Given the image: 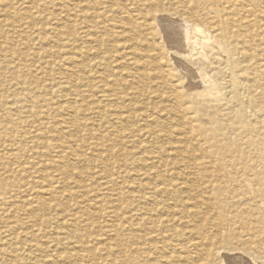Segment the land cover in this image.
<instances>
[{
    "label": "bare ground",
    "instance_id": "6f19581e",
    "mask_svg": "<svg viewBox=\"0 0 264 264\" xmlns=\"http://www.w3.org/2000/svg\"><path fill=\"white\" fill-rule=\"evenodd\" d=\"M19 3L25 10L18 12ZM50 6L61 13L52 28L56 41L71 52L63 88L73 98L65 111L74 119L76 106L89 105L92 131L104 133L91 136H108L95 145L101 154L92 160L107 190L102 198L114 222L107 226L113 242L96 252L69 219L54 227L55 254L45 253L39 240L51 225L48 201L72 197L68 169L81 158L64 139L38 138L33 146L7 136L1 148L33 149V161L5 153L1 183H19L12 169L26 174L41 161L64 180L40 176L33 201L43 216L14 215L6 238L0 231L12 263L264 264V0H0V16L9 36L19 38L26 32L16 19H26L25 28L34 16L47 20ZM21 56L12 66L11 54L0 50L12 74L25 67ZM15 80L22 92L32 85ZM22 92L7 98L19 118H31L34 98ZM4 103L0 120L9 111ZM117 172L125 192L114 189ZM5 189L0 186V195Z\"/></svg>",
    "mask_w": 264,
    "mask_h": 264
},
{
    "label": "rangeland",
    "instance_id": "374dc122",
    "mask_svg": "<svg viewBox=\"0 0 264 264\" xmlns=\"http://www.w3.org/2000/svg\"><path fill=\"white\" fill-rule=\"evenodd\" d=\"M47 1L56 3L57 0ZM16 7L18 12H20L21 10H25L23 9L25 8V4L21 5L19 3L18 5H16ZM58 14H61L60 10H58L57 7L50 6L43 14V16L47 18V20H37L38 17L34 16L33 18L36 22L32 23L31 25L28 24L26 28L24 25H22L27 21L26 19H16L15 25L18 26V30L26 32L25 34L21 33L22 36L19 38H16L15 34L13 36H9V27H7L8 23L4 21V17L0 16V43H2L5 39L8 43V49L5 47L0 49L1 53L3 55H5L6 53L11 54L9 60L11 59L12 66L19 64V60L17 58L18 54L22 55L21 57H23V55H26L22 64L25 67L14 74H12L10 71L11 69L9 70L8 68V66L10 65V61L8 59L0 60V105H3L5 101H8L9 103V105L8 103L6 104L9 107V111L5 110L4 112H1V114H3V118L0 120V159L2 157L6 158L7 156L5 155V153L11 152L12 154L15 153L18 156H25V160L29 162L33 161V149H23L22 151H15V148H1L5 147V145L8 143L9 137L7 136H16V138L18 140H22L24 144L31 145V143H33V146L34 141L38 140V138L49 143H53L56 139H64L67 142L70 141L69 144L72 145L75 153L81 158L80 160L78 157H75L77 159H75V161L73 162L74 164L71 166V168L68 169L71 172V176L67 180L69 183V192L72 193V197L67 198L64 196L59 200L48 201L50 202V204H52L51 206H54L52 209L53 211L49 212L47 215L49 218H51V225L45 231H43L42 235H44L45 237L40 238L39 242L42 244V248L44 249V251H46L45 253H47L48 255L55 254V249L58 248V244L56 243L55 238L60 236L59 231H56L57 229L54 230V227H57L60 225V223H63L70 219V221L74 220V222L78 223V229L80 231L78 232V234H80L81 236H83L84 234L88 235V244L90 245V247H92L96 252H103V249H105L109 243L111 244L113 242V238L109 234L107 226L114 222L112 218L107 216L108 205H106V203L108 201H105L104 198H102V194H104L107 190L102 189V187L100 186L102 182L97 180V177H95V173L100 166L92 159H94L96 157V154L100 151L95 148V145H105L107 143L108 136H91L93 133H102V129L100 128L99 131H92L91 116L89 115V112L87 110L89 105L84 104L80 108L81 110L77 109L78 106L75 107L77 110V115H74L76 116V119H73V116L65 111V105L68 102H71V99L73 98L71 93L67 92L63 88L64 81L67 79V77L64 76V73H66V70L70 65V63L65 58L67 54L71 55V52L69 51V46H64L56 41L54 33L55 31H53L52 28L56 26L55 19L57 17L59 18ZM1 31H4L6 33L5 37L2 36ZM38 36L41 37L39 38ZM2 38L5 39L2 40ZM44 50H48L46 54H43ZM18 77H21L30 82L32 81L31 87L33 86V88H23L24 91L22 92V89L18 85H15L17 83L15 79H17ZM62 77L64 78V80ZM11 91H15L16 94L22 92L24 95H26V97L30 98V95L33 96V117L19 118L18 114H16L15 106L11 104V102H9L7 98V96L10 95ZM97 97H99V94H97ZM67 124H69V126ZM6 129H11L12 131L9 132ZM37 150L40 153H43L44 149L39 147ZM55 156V152L52 151L50 157H53L54 159ZM46 164L47 161H41V163L37 167L34 166V169L27 170L26 174H21L24 171V168H14L12 170L15 171L11 172V174H16V176L18 175L19 183L8 181H4L2 183L0 182V186L2 188L4 187V189L6 188L5 190L7 191L4 196L0 195V202L3 203L0 206V231H2V233H0L1 236H3L2 238H6L4 236L6 234L4 233V231L6 230L5 226L12 224V216L16 215L21 218H27L30 213L34 212L38 213L39 217L43 216L41 211L39 212L38 210H36L37 206L33 201V197L34 195H36V190L40 189L38 188L40 186V183H37L40 179V176L50 174L56 179V181H58V184H60L61 181H64L62 179L63 175H57L54 169L47 168L48 166ZM2 172L3 171L0 170V174ZM11 174L9 177H12ZM119 174L120 173L117 172L113 180L116 178V181H120L119 185L117 184L116 188L114 187V189H116L117 192L121 193L122 191L125 192V190H127V185L122 183V181L118 178ZM1 176L7 178L8 175L3 174ZM55 185H57V183L53 184L52 186ZM123 185L124 189L122 188ZM31 186H35L33 187L34 189H30ZM27 188H29V190L23 191ZM115 197L116 196H114L113 200L117 204ZM99 207L101 208L97 209ZM102 208L104 209L101 210ZM94 209L100 210L98 212V217L100 216L99 219H92V217L90 216ZM80 226H82V229L79 228ZM21 231L22 230H17L18 233H23ZM8 253L9 251L7 247H2V244L0 243L1 264H3V262L4 264H14L8 257L10 255ZM109 259L111 260V256H109ZM83 264L89 263L83 262ZM98 264H105V261L99 260Z\"/></svg>",
    "mask_w": 264,
    "mask_h": 264
}]
</instances>
